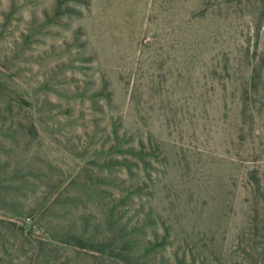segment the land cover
<instances>
[{"label":"rangeland","instance_id":"1","mask_svg":"<svg viewBox=\"0 0 264 264\" xmlns=\"http://www.w3.org/2000/svg\"><path fill=\"white\" fill-rule=\"evenodd\" d=\"M0 220V264H264V0H0Z\"/></svg>","mask_w":264,"mask_h":264},{"label":"trees","instance_id":"2","mask_svg":"<svg viewBox=\"0 0 264 264\" xmlns=\"http://www.w3.org/2000/svg\"><path fill=\"white\" fill-rule=\"evenodd\" d=\"M140 159L144 161L143 153L139 152ZM0 224H9L16 226V224L8 222L6 220H0ZM20 235L25 238H31L33 227L32 224L29 225L26 222L22 223L21 225H17ZM124 229L126 226L123 227ZM120 231V230H119ZM118 231V232H119ZM123 231V230H122ZM61 243L67 247H71L73 249H88L92 251H96L100 254L99 258L107 257L108 261L113 264H155L152 258V253L156 252L159 248H163L165 243L164 241H155L149 242V245L146 248V253L141 255L138 253V250L135 248L134 237L133 236H124L120 234H115L113 240L108 243L104 241H91L90 239L85 238L83 234H73V233H66L62 235ZM117 239V240H116ZM5 236L3 232L0 230V241H4ZM118 244V245H117ZM97 247V248H95ZM97 249V250H95ZM108 249V250H107ZM1 253L4 254V248L2 249ZM80 251V250H78ZM106 251H109L108 253ZM116 251V255L114 254ZM4 260V256L0 254V262ZM182 260L177 259L176 264H183Z\"/></svg>","mask_w":264,"mask_h":264}]
</instances>
